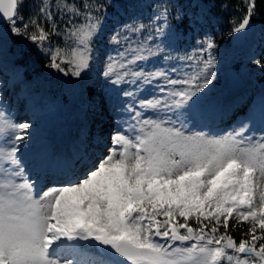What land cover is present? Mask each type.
I'll list each match as a JSON object with an SVG mask.
<instances>
[{
	"label": "snow or ice",
	"instance_id": "obj_1",
	"mask_svg": "<svg viewBox=\"0 0 264 264\" xmlns=\"http://www.w3.org/2000/svg\"><path fill=\"white\" fill-rule=\"evenodd\" d=\"M26 2L0 0V68L12 73V86H25L36 114L53 109L21 71L23 54L13 48L22 39L47 58V69L94 96L95 43L113 0H39L27 18ZM241 2L233 34L246 32L258 14V0ZM185 21L194 28L200 17L162 3L148 23L126 22L109 37L122 50L108 56L99 76L124 98L119 108L127 119L123 131L109 133L103 155V132L87 125L66 153L38 142L34 121L16 122L6 112L9 81L0 80V137L7 138V147L0 145V264H264V134L253 135L257 127L264 132V87L258 96L213 100L216 38L205 34L183 56L165 51L186 35L179 30ZM56 37L66 46H53ZM158 56L172 63L144 67ZM253 62L264 70V61ZM105 103L108 94L92 107ZM239 110L244 118L224 134L188 130ZM148 111L157 118H145ZM28 152L36 180L25 170ZM46 171L60 172V181L38 192Z\"/></svg>",
	"mask_w": 264,
	"mask_h": 264
},
{
	"label": "rangeland",
	"instance_id": "obj_2",
	"mask_svg": "<svg viewBox=\"0 0 264 264\" xmlns=\"http://www.w3.org/2000/svg\"><path fill=\"white\" fill-rule=\"evenodd\" d=\"M88 2L97 3L98 1L88 0ZM211 2L212 0H138L136 4H133L131 0H113V6L108 7L103 35L95 43V60L88 80V84L95 88L94 96H89L87 93L81 95V89L75 86L69 78L60 76L45 67L47 58L41 54L39 49L26 40H18L15 43L13 51L23 54V65L28 63L27 66H23L21 71L27 73L33 89L39 86L40 94L45 98L46 102L53 105V109L51 111L44 110L36 114L33 104L24 98L25 86H20V96H13L15 87L11 84L12 73L0 68V80L6 79L9 81V87L4 91V108L6 112L16 122L26 120L34 121L35 126L33 131L37 135L40 134L42 129L49 126L51 136L61 142L63 140H59L58 136L62 135L65 138L72 137L74 139L78 129L71 133L68 126L60 122V119L70 114L71 117L74 116L77 120L80 128L82 125H87V123L93 124L95 118L99 116L100 110L104 105H107L112 112L110 114L113 115L105 119V122L100 126V130L104 132V143L100 146L102 149L99 147L106 154L107 147L109 146L106 143V141L108 142L109 133L123 131L124 129L121 125L127 119V114L122 113L119 108L121 100L124 98L112 92V86L105 84L102 77L99 76L108 56H116L118 51L122 50V47L109 43V37L114 33V30H120L121 26L126 22L131 23L134 20H138L139 22L148 23L149 18L153 15L156 6L159 4H177L189 14V17L193 13L198 14L200 17V23L195 25L194 28L181 25L179 30L186 33V35L179 42L173 41L172 48L165 50L166 53H170L172 56H183L186 52L191 53L196 46V42L201 40L205 34L215 37L209 25L212 22L215 28H217L219 19L217 15L211 14L209 10ZM37 3H39V0H27L23 12L26 18L35 10V4ZM236 21L238 22L239 20ZM0 27H4L2 23H0ZM149 27L151 28L152 26L149 25ZM5 31H7L6 28ZM227 32L223 33V40L221 42L217 41L219 48L216 50V55L220 70L218 72V83L211 89V98L218 101L219 97L216 94L218 93L221 96L227 90L241 92V95L245 96H258L261 88L264 87V70L256 66L253 61L261 58H258L259 54L257 53V49L264 47V28L258 20H253L251 27L247 31L246 40L241 45H235L232 41L233 33H229L230 37L228 38L229 35ZM146 34L147 29L140 36L143 37ZM132 38L136 39V36L133 35ZM9 44L11 46L12 41ZM52 44L53 46L57 44L61 47L66 46L63 37L53 38ZM68 44L70 45L71 41ZM39 58L42 60H39ZM35 61H37V64L33 63ZM171 63V61L164 60L162 56H158L150 60L144 67L151 69L154 66L163 67ZM232 68L235 71V75L239 77L241 86H232L230 71ZM119 87L128 88L129 85L125 84ZM152 91V89H149L143 93V96L149 97ZM102 94H108L111 98V103H105L102 107L93 108L92 105L101 100ZM22 100H25V102L19 105ZM230 113L227 115L220 113L210 115L195 126L189 124L188 130L193 132L203 131L210 135L224 134L233 128L238 120L243 119L245 115L244 110L235 111L232 115ZM160 115L164 116L165 114ZM148 117L156 119L157 114L148 111L145 113V118ZM47 121H49L50 125H47ZM106 125L111 126L108 127ZM110 128L112 129L110 130ZM262 134L264 132L259 127L253 129V135L255 137L258 138ZM5 139L7 138L0 137V145L7 147ZM101 151H97V155L98 153H102ZM33 171H35L34 168H32ZM43 175L44 173L41 174V177ZM58 175L53 173V177L50 176L52 178L41 185V188H43L41 190H47L48 187L53 186L52 184L56 183V177Z\"/></svg>",
	"mask_w": 264,
	"mask_h": 264
},
{
	"label": "bare ground",
	"instance_id": "obj_3",
	"mask_svg": "<svg viewBox=\"0 0 264 264\" xmlns=\"http://www.w3.org/2000/svg\"><path fill=\"white\" fill-rule=\"evenodd\" d=\"M20 87H15L14 91H13V96L17 97L20 96ZM228 91V92H227ZM224 94H222L221 96L217 93L216 96L219 97L218 101H225L227 99H231L234 97H238L241 96V92H237V91H229L227 90ZM25 102V100H22V102L19 103V105L23 104ZM110 113H112L109 109V106L104 105V107L100 110L99 116H97L95 118V120L93 121V124L87 123V126H89V129L92 130L93 132H102L100 130V126L102 123L105 122V119H107L109 116H112ZM48 124L50 125L49 121H47ZM60 122H62L65 126H68V129L71 133L75 132L76 129H79V125L77 120L74 118V116H70V114L66 115L63 119H60ZM108 127H110L111 125H106ZM112 128H110L111 130ZM104 133V132H103ZM59 140H63L61 142H59L58 140H56L53 136H51L50 133V129L49 126H47L46 128L42 129V131L40 132V134L37 135V140L40 143H44L50 146L51 150H53L54 152L57 153H66L68 151L71 150L72 148V142H73V138L72 137H63L58 136ZM106 143H108L106 141ZM102 149V147H100ZM33 156L34 153L33 152H28L24 154V162L26 164V172L28 173V178L31 180H36L37 178V172L33 171L32 172V168H33ZM53 171H46V172H42L44 173V175L41 177L40 173V182L38 183L37 186V191H41V185H43L44 183H46L48 181V179H50V175ZM54 181V180H53ZM53 185V184H52ZM46 186V185H44ZM47 188V187H46ZM49 188V187H48Z\"/></svg>",
	"mask_w": 264,
	"mask_h": 264
},
{
	"label": "trees",
	"instance_id": "obj_4",
	"mask_svg": "<svg viewBox=\"0 0 264 264\" xmlns=\"http://www.w3.org/2000/svg\"><path fill=\"white\" fill-rule=\"evenodd\" d=\"M96 1L100 3L104 2V0H96ZM136 2L137 0H134L133 3ZM243 8L244 5L242 4L241 0H212L211 4L209 5V10L211 14L217 15L219 20H218V28H215L212 23H210L209 28H211V30L213 31V34L215 35V38L218 42H221L223 40L222 38L223 33H225L226 31H228L227 32L228 35L229 33H231L230 21L239 20ZM253 20H258L264 28V3H260V0H258V14L253 18ZM229 37L230 35L228 36V38ZM257 53L259 54L258 58L261 57L260 59L264 61V47L257 49ZM40 58L39 60H42ZM33 63L37 64V61ZM27 64L28 63H25L24 65L27 66ZM189 223L195 226L193 221H189ZM233 236L234 238L239 240L240 238L239 230L233 233Z\"/></svg>",
	"mask_w": 264,
	"mask_h": 264
},
{
	"label": "water",
	"instance_id": "obj_5",
	"mask_svg": "<svg viewBox=\"0 0 264 264\" xmlns=\"http://www.w3.org/2000/svg\"><path fill=\"white\" fill-rule=\"evenodd\" d=\"M252 22H253V20H252ZM251 25H252V23H251ZM247 31L243 32V33H240V34H233V43L235 45H241L246 40ZM230 71H231V83H232V85L235 86V87L236 86H240L241 85V81L239 80V77H237L235 75L234 69L232 68ZM237 79H238V81H237Z\"/></svg>",
	"mask_w": 264,
	"mask_h": 264
}]
</instances>
